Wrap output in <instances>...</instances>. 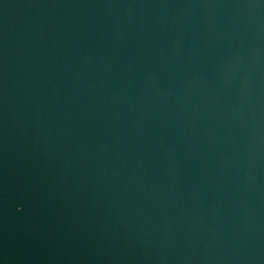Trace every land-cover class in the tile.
Instances as JSON below:
<instances>
[{"label":"water","instance_id":"1","mask_svg":"<svg viewBox=\"0 0 264 264\" xmlns=\"http://www.w3.org/2000/svg\"><path fill=\"white\" fill-rule=\"evenodd\" d=\"M0 264H264V0H0Z\"/></svg>","mask_w":264,"mask_h":264}]
</instances>
